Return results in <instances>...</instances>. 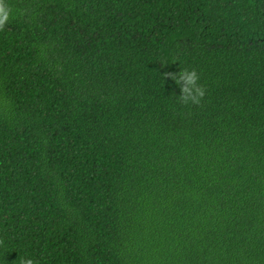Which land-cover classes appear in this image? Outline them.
Returning <instances> with one entry per match:
<instances>
[{"label": "trees", "instance_id": "trees-1", "mask_svg": "<svg viewBox=\"0 0 264 264\" xmlns=\"http://www.w3.org/2000/svg\"><path fill=\"white\" fill-rule=\"evenodd\" d=\"M7 2L0 264H264V0Z\"/></svg>", "mask_w": 264, "mask_h": 264}, {"label": "clouds", "instance_id": "clouds-1", "mask_svg": "<svg viewBox=\"0 0 264 264\" xmlns=\"http://www.w3.org/2000/svg\"><path fill=\"white\" fill-rule=\"evenodd\" d=\"M13 9L7 0H0V31H3L12 16ZM167 64V63H166ZM164 64V65H166ZM164 78L170 77L181 88V95L178 96L180 103L184 105H200L206 95V88L200 83V75L195 69L183 68L177 75L175 73H164ZM5 241L0 239V246ZM19 264H38L34 259L27 256H19Z\"/></svg>", "mask_w": 264, "mask_h": 264}]
</instances>
